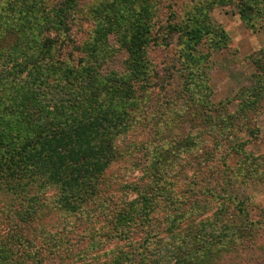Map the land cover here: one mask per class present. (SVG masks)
Wrapping results in <instances>:
<instances>
[{"label": "trees", "instance_id": "obj_1", "mask_svg": "<svg viewBox=\"0 0 264 264\" xmlns=\"http://www.w3.org/2000/svg\"><path fill=\"white\" fill-rule=\"evenodd\" d=\"M101 1L104 16L94 34L97 40L80 48L73 37L76 27L71 30L79 0H26L0 8V43L9 34L17 36L10 55L0 49V264H67L104 249L112 239L131 241L142 234V244L129 245L133 264H144L140 259L146 244L161 241L163 234L169 238L162 258L166 264H191L192 256H198V264L210 254L225 257L228 250L241 259L249 242L262 234L264 207L242 197L240 188H231L264 183V156L247 152V143L235 139L245 130L240 121L264 113V64L255 60V84L238 94L236 112L225 113L226 103L221 110V103L206 97L196 98V110L188 114L200 78L192 71L179 89L181 108L172 107L167 114L151 96L155 87L149 84L144 57L159 39L169 44L161 33L183 28L159 25L155 0ZM238 1L243 21L254 28L262 15L261 0ZM38 5L42 14L33 8ZM111 35L128 51L125 75L103 70L113 53L106 44ZM186 35L193 51L202 32L187 26ZM70 46L65 52L69 59L62 57L61 49ZM74 49L84 55L75 64L70 59ZM190 114L198 123L189 134L179 122L166 123L167 115L179 120ZM227 142L241 157L236 164L234 156L223 154ZM115 165L118 172L110 174ZM139 169L141 178L124 180ZM111 180L118 185L115 192ZM180 181L197 191L187 187L182 193ZM125 191L137 197L123 203L114 198ZM178 193L196 199L190 200L195 213L207 207L199 198L212 197L219 206L213 213L217 225L206 228L201 222L190 240L181 237L175 247L169 243L184 221ZM159 219L167 221L164 231L156 227ZM214 234L217 240L210 238ZM192 240H201L204 247L190 248ZM124 253L120 255L128 261Z\"/></svg>", "mask_w": 264, "mask_h": 264}, {"label": "rangeland", "instance_id": "obj_2", "mask_svg": "<svg viewBox=\"0 0 264 264\" xmlns=\"http://www.w3.org/2000/svg\"><path fill=\"white\" fill-rule=\"evenodd\" d=\"M20 1L26 2V0H0V8L5 4ZM79 2L78 12L75 15L74 21H71V30L76 27L73 31V37L75 38V46L77 47L97 40V37L94 38V34L104 16V6L101 0H79ZM155 5L160 8L158 17H155V19H158L159 25L175 24L182 27L183 31L181 33L177 31L172 33L173 29L171 27L169 32L161 33L162 36H168L169 44L159 39L154 43L155 46L152 45L146 52L144 58L150 67L149 84L155 87L151 95L154 100H159L164 105L162 110L167 114H170L172 107L180 109L181 103L178 102L177 97L181 96L179 89L183 87V77L188 76L193 71L200 75V78L198 79V87L193 88V108L191 107L187 111L188 114L196 110V98L206 100V97L213 104L219 105L221 103L223 106L218 107L221 110H223L226 103L228 112L224 111L225 113H234L239 110V101L236 100V97L244 89H250L255 84L254 75L257 71L254 63L255 60L261 61L264 64V0H261L260 7L262 15H259L255 19L254 28H251L246 21H243L238 9L240 6L238 0H155ZM33 8L37 9L39 14H42L41 11L43 9L39 8V5L33 6ZM50 14L52 16L55 12L50 10ZM169 14H171V17H169ZM12 16V20L16 21L18 15L14 13ZM168 18H170L169 21H167ZM187 26L189 28H200L202 32V39L193 51L188 49L187 46L190 42L188 35H186ZM7 36L8 39L0 43V49H4L3 53L6 55H10L9 49L17 46V36L13 34ZM165 36L163 37L165 38ZM106 44L109 48L113 49V53L103 67L104 72L108 75H125L127 73L125 61L129 57L127 49L120 48V42L115 35L109 36ZM71 47L66 48L63 52L61 49L60 53L63 54L62 57L69 59V54H65V52L69 53ZM189 52L191 53L189 54ZM74 53L70 59H74L75 62L73 63L75 64L84 55L76 49H74ZM190 56L194 57L195 61H190ZM183 68L186 71H182ZM201 85L206 86L208 89L202 90ZM198 90H200V93ZM201 94H203L204 98ZM260 112L259 110L248 116L245 121H240L243 123L242 126L245 130L240 134V137H236L235 141H245L247 143L245 146L247 152H252L257 156H264V113ZM167 116L169 121L166 123L172 121L179 122L182 125L181 130L185 134L191 133L195 123H198V121L193 123L194 117L191 114L186 117L183 116L179 120L173 115ZM250 128L253 130H250ZM228 147L227 142L223 147V154L234 156L232 160L236 164L241 157L235 154L233 150L228 149ZM117 169L116 165L113 166L110 174L118 172ZM142 172L139 169V171L134 172V176L125 175L123 178L126 181H134V179L141 178ZM187 176L190 178L193 175L191 172H188ZM180 182L176 184L182 193L188 191L187 189L189 188L193 192L197 191V187L187 186L188 181ZM117 187L116 182L112 181V186L110 187L113 189L112 191H117ZM236 187L240 188L242 197L249 196L253 198L256 206L264 207V183L251 181L241 183V185L236 184L231 189ZM187 194H176L179 200L177 206L181 208L180 213L184 221L176 228L175 238L171 239L169 243V245H175V247L180 242L181 237L190 240V237L196 234V230H198L197 226L201 222L206 225V228H208L207 226L210 227L211 224H218L213 218V213L219 206L215 199L209 196L207 200L199 198V201L207 207H205L206 209H201L200 213L198 211L195 213L193 211L194 203L191 201L196 199H190V195L188 196ZM120 197L122 198V203L130 202L137 197V194L129 191L116 192L114 198L118 200ZM160 214L162 217L164 216L163 211ZM159 220L162 222L158 223L156 227L164 231L167 221H163V219ZM98 226L100 227V225ZM207 230L209 233L210 229ZM260 232L262 233L260 238H257L255 242H249L248 254L244 255L241 259L238 253L228 250L225 253V257L219 254H210V256L204 257L203 261H198V264H211L212 262L218 264H264V229ZM215 235H213L214 238H210L217 240L218 236L216 237ZM162 237L163 239L161 241L158 240L157 243L146 244L147 246L140 259L145 261L144 264H166V261H162V258L165 255L164 246L169 238L165 234ZM145 238V235L142 234L131 239V241H124L122 238L120 240L112 239L106 242L107 245L104 249L90 252L82 260L68 259L67 264H133L134 259L130 255L129 250L131 248L129 245L133 244V247H136L137 244H142ZM194 247H204V242L192 240L190 248ZM121 251L125 252L124 256H127L128 261L121 257ZM138 251L142 252L141 249ZM240 253L245 252L240 251ZM197 257H191V264L197 262ZM120 258H122L121 261H118ZM175 262L176 259H173L172 263Z\"/></svg>", "mask_w": 264, "mask_h": 264}]
</instances>
